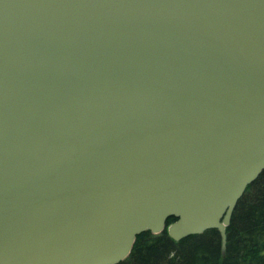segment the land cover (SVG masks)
<instances>
[{
  "label": "water",
  "instance_id": "1",
  "mask_svg": "<svg viewBox=\"0 0 264 264\" xmlns=\"http://www.w3.org/2000/svg\"><path fill=\"white\" fill-rule=\"evenodd\" d=\"M263 171L264 0H0V264L225 254Z\"/></svg>",
  "mask_w": 264,
  "mask_h": 264
},
{
  "label": "trees",
  "instance_id": "2",
  "mask_svg": "<svg viewBox=\"0 0 264 264\" xmlns=\"http://www.w3.org/2000/svg\"><path fill=\"white\" fill-rule=\"evenodd\" d=\"M175 219L171 218L168 225ZM120 264H264V171L240 199L227 229L225 254L218 230L173 241L146 232Z\"/></svg>",
  "mask_w": 264,
  "mask_h": 264
}]
</instances>
